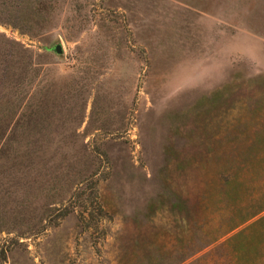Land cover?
Wrapping results in <instances>:
<instances>
[{
    "label": "rangeland",
    "instance_id": "obj_1",
    "mask_svg": "<svg viewBox=\"0 0 264 264\" xmlns=\"http://www.w3.org/2000/svg\"><path fill=\"white\" fill-rule=\"evenodd\" d=\"M16 2L0 264H264V0Z\"/></svg>",
    "mask_w": 264,
    "mask_h": 264
},
{
    "label": "trees",
    "instance_id": "obj_2",
    "mask_svg": "<svg viewBox=\"0 0 264 264\" xmlns=\"http://www.w3.org/2000/svg\"><path fill=\"white\" fill-rule=\"evenodd\" d=\"M16 0H0V23L1 24H8L15 26V24H11L9 22H5L4 16L2 13L8 11V7L17 6ZM10 5V6H9ZM10 13V12H8ZM17 25V24H16ZM17 27V26H16ZM48 50V48H46ZM28 51L27 49L23 48L18 43L9 40L4 35L0 34V56H2L6 60L5 68L9 70V72L13 75H18V69H21L20 62H18V55L20 53H24ZM15 85V83H13ZM249 210L242 212L240 209L241 218L237 221L232 222L226 230L222 234L229 233L230 231L244 225L236 234L231 236L234 238L242 234L245 231H252L257 230L258 232L262 233V225H264V198L260 201H253L252 204L248 207ZM221 234V235H222Z\"/></svg>",
    "mask_w": 264,
    "mask_h": 264
},
{
    "label": "water",
    "instance_id": "obj_3",
    "mask_svg": "<svg viewBox=\"0 0 264 264\" xmlns=\"http://www.w3.org/2000/svg\"><path fill=\"white\" fill-rule=\"evenodd\" d=\"M53 51L57 52V53H61L62 52V48L60 44H56L55 46H53Z\"/></svg>",
    "mask_w": 264,
    "mask_h": 264
}]
</instances>
